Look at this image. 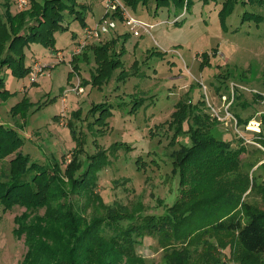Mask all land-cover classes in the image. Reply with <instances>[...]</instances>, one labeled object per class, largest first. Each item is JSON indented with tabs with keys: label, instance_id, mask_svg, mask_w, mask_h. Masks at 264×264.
<instances>
[{
	"label": "rangeland",
	"instance_id": "obj_1",
	"mask_svg": "<svg viewBox=\"0 0 264 264\" xmlns=\"http://www.w3.org/2000/svg\"><path fill=\"white\" fill-rule=\"evenodd\" d=\"M37 1L43 4L44 0ZM73 1L76 6L72 8L80 13L85 24L74 19L75 15L68 16L64 12L61 26L66 29L54 33L53 49L39 44L23 49L25 68L43 67L35 81L31 82L25 74L16 76L10 67L0 68L3 79L0 91H8L7 95L0 96V125L15 130L23 139L16 152L21 151L31 162L49 165L60 162L63 168L64 162L69 164L78 149L82 150L80 160L106 152L110 164L99 173L95 191L105 204H124L139 217L160 215L180 198L178 173L171 174L172 149L166 146V134H171L165 122H170L177 102L186 94L196 99L205 96L206 106H210L208 112L218 120L210 134L235 147L238 144L234 138L235 121L227 112L230 103L224 100L238 90L239 100L246 107H239L237 111L244 118L251 116L252 119L247 124L248 131L243 132L239 127L237 134L245 138L248 145L259 148L253 132H259L260 117L264 113V0H183L180 4L167 0L158 9H155L156 0L150 1L148 6L138 3L134 10L126 8L130 16L149 24L162 23L148 34L134 37L128 32L122 15L114 13L117 19H111L110 14L106 19L116 23V30L90 42L84 52L72 57L71 52L83 38L85 28H94L105 14V0ZM5 2L9 4L7 11L11 15L21 12L12 0H0L1 20L7 8ZM253 14L259 15L261 20L251 21ZM34 20L32 18V25L36 24ZM123 34L130 35L126 40L117 38ZM110 40H116V52L123 50L122 68L97 87L91 83V75H96L98 68L93 48ZM7 50L5 45L0 57ZM203 54L208 56L210 67L199 69ZM121 70L122 78L116 79ZM225 74L230 95L220 97L223 90L215 76ZM139 100L144 101L138 103ZM25 101L28 104L22 112L26 116L13 114L15 105L25 104ZM101 104L106 106L102 115L100 111H90ZM99 117L104 124L89 128L88 124ZM162 124L165 125L161 127ZM183 131L176 139V148L191 145L186 124ZM260 150L240 156L254 184L251 188L250 180L241 201L264 209V191L263 186L260 187L264 185V150ZM14 156L15 153L0 160V173L8 172L9 160ZM138 158L145 161L141 169H137L135 163ZM235 176L228 179L234 183ZM5 180L7 178L0 176V182ZM22 211L14 208L3 213L0 206V264H21L25 246L13 230L14 216ZM196 237L195 240H199ZM199 238L207 243L200 241L198 245L188 246L194 250V258L199 259L202 254L209 259V245L213 244L216 248L211 249V255L222 264H264L262 256L244 253L234 234L206 233ZM152 244L150 238L144 239L138 255L147 258L146 264H165L151 249ZM219 244H223L224 249H220Z\"/></svg>",
	"mask_w": 264,
	"mask_h": 264
},
{
	"label": "trees",
	"instance_id": "obj_2",
	"mask_svg": "<svg viewBox=\"0 0 264 264\" xmlns=\"http://www.w3.org/2000/svg\"><path fill=\"white\" fill-rule=\"evenodd\" d=\"M121 1L126 8L134 10L138 3L148 6L152 0ZM165 1L156 0L155 9ZM182 1L176 0V3ZM4 4L7 8L4 19H0V53L5 45L8 50L0 57V68L10 67L20 77L28 75L30 71V67L25 68L23 65V49L33 44L53 49L54 33L58 29H66L61 26L64 12L68 16L75 15L74 19L85 24L80 13L72 8L76 6L73 0H44L43 4L29 0V9L14 15L7 11L9 4ZM229 7L230 4L228 10ZM110 17L117 19L114 14ZM32 18L35 19V25H32ZM250 19L257 22L261 20L257 14H253ZM29 20L31 23H27ZM159 23L162 21L155 22L156 25ZM128 35L117 38L126 40ZM115 41L110 40L93 48L92 55L97 60L98 68L95 69L96 75H91V83L97 87L110 78L115 70L122 68L120 56L123 50L115 51ZM208 60V56L203 54L199 69L210 67ZM227 75L215 76L219 88L222 86L223 90L219 93L220 97L230 95ZM122 76L121 70L116 79ZM2 84L3 79L0 78V87ZM235 91L224 102L230 103L227 112L234 119V128L239 134V127L243 132L248 131L246 127L252 117L244 118L237 111L246 105L239 100L241 94L238 90ZM7 94V90L0 91V96ZM193 97L186 94L180 99L170 122H165L171 134H166V146L172 149L171 174L178 173L181 189L180 198L160 215L136 217L137 212L129 211L124 204L104 203L95 188L99 173L110 164L106 152L80 160L78 157L82 150H74L71 162H64V168L57 161L53 165L31 162L21 151L16 152L23 144V139L15 130L0 125V160L15 153L14 158L9 160L8 172L3 170L0 173L2 178H7L0 182V206L3 213L14 208L23 209L14 216L13 230L15 237L22 240L25 246L21 264H146L147 258L137 252L146 238L152 240L151 249L165 264H222L220 259L211 255V251L216 248L213 244L209 245V259L202 254L199 259L192 255L194 250L191 251L188 246L205 241L200 240L199 236L206 233L234 234L244 253L264 258V209L241 201L250 180L251 188H254V184L240 158L243 153L261 152L260 148L264 150V113L260 117L259 132H253L254 142L259 148L248 145L247 140L236 132L234 138L238 144L233 147L230 142L210 134L209 131L218 120L208 112L210 106H206L205 96L201 95L200 99ZM254 97L263 99L259 95ZM143 101L139 100L138 103ZM24 103L19 106L16 104L12 113L24 118L26 113L22 110L28 104L26 101ZM105 107L101 104L90 111H100L102 115ZM101 121L99 117L88 127L104 124ZM184 124L187 125L191 145L176 148L177 137L184 134ZM69 127L72 128L71 123ZM135 163L137 169H141L145 161L138 158ZM152 163L156 164V161L152 160ZM231 175H236L234 183L228 179ZM63 176L67 179L64 180ZM260 187L264 191V185ZM219 245L220 249H224L223 244Z\"/></svg>",
	"mask_w": 264,
	"mask_h": 264
},
{
	"label": "built area",
	"instance_id": "obj_3",
	"mask_svg": "<svg viewBox=\"0 0 264 264\" xmlns=\"http://www.w3.org/2000/svg\"><path fill=\"white\" fill-rule=\"evenodd\" d=\"M16 8L23 11L27 8L29 0H12ZM121 1V0H120ZM119 0H105V14L97 22L94 28H85L83 38L78 42L75 50L71 52V56L80 54L94 40H99L111 30L116 29V23L113 20H107L106 17L110 14L119 13L123 16L128 32L134 37H140L142 34H148L156 24H149L142 19L134 18L126 12V7ZM43 67L39 65L30 66L28 73L29 80L35 81L41 73Z\"/></svg>",
	"mask_w": 264,
	"mask_h": 264
}]
</instances>
